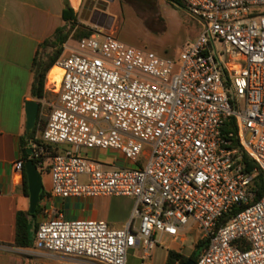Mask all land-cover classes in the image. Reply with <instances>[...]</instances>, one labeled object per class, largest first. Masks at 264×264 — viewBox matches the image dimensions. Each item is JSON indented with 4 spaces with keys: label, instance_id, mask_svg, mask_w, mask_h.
<instances>
[{
    "label": "built area",
    "instance_id": "1",
    "mask_svg": "<svg viewBox=\"0 0 264 264\" xmlns=\"http://www.w3.org/2000/svg\"><path fill=\"white\" fill-rule=\"evenodd\" d=\"M180 2L202 28L173 58L93 27L55 61L56 101L29 159L54 197L129 196L134 205L121 228L44 218L35 249L97 264H126L140 249L148 264L157 232L176 237L192 225L206 242L193 264H264V197L254 199L241 161L264 172V0ZM93 149L131 165L107 166L87 156Z\"/></svg>",
    "mask_w": 264,
    "mask_h": 264
},
{
    "label": "crops",
    "instance_id": "2",
    "mask_svg": "<svg viewBox=\"0 0 264 264\" xmlns=\"http://www.w3.org/2000/svg\"><path fill=\"white\" fill-rule=\"evenodd\" d=\"M85 1L68 0L76 19L75 27L83 25L91 31L93 27L111 31L115 23L114 16L105 9L98 17H89L83 10ZM106 1L108 6L113 0ZM63 2L64 0H0V264H63L58 255L35 249L34 244L32 247L15 245L16 217L19 212L28 211L29 203L23 188V171H15L13 166L17 160L22 159L20 143L26 133L25 102L38 101L41 114L42 99L31 94L33 60L39 45L63 25ZM76 41L70 34L61 45L59 57L68 55L76 47ZM44 89L50 91L46 83ZM51 93L56 99L54 93ZM109 151L112 150L93 149L85 153L107 166L131 165L128 160L110 158L107 155ZM46 174V182L42 177L45 192L41 202L46 213L44 218L62 216L65 219L99 220L111 228H121L131 221L134 205L132 197H54L50 193L49 175L47 172ZM44 218L40 216L39 222ZM132 222L136 226L138 219L135 218ZM185 229L180 230L176 237L160 233V238L170 243L164 247L162 264L165 263L168 250L180 251L184 241L180 232ZM197 240H200L199 234L194 237V244ZM156 241L158 246L159 242L157 239ZM129 251L137 253L141 264L140 249ZM152 257L153 255L151 260Z\"/></svg>",
    "mask_w": 264,
    "mask_h": 264
},
{
    "label": "rangeland",
    "instance_id": "3",
    "mask_svg": "<svg viewBox=\"0 0 264 264\" xmlns=\"http://www.w3.org/2000/svg\"><path fill=\"white\" fill-rule=\"evenodd\" d=\"M106 9L115 18L110 32L116 34L118 40L135 48L153 51L164 58L175 57L182 45L193 40L202 28L201 23L184 6L174 3L172 0H113L109 2ZM53 74V70H50L45 78L48 88L51 87L48 83L54 76ZM46 92V95L41 98L43 102L40 114L42 122L56 100L50 91L46 90ZM107 155L119 161L127 160L123 154L117 151H109ZM88 156L92 158L90 154ZM98 158L103 159V157ZM42 177L46 182V172L42 173ZM84 179L82 177L80 180ZM45 215L46 213L43 211L40 216L44 218ZM180 233L183 234L184 241L179 252L185 257H189L195 250L194 237L199 234V231L191 225ZM156 239L159 244L154 247L155 253L154 249L151 251L153 257L152 260L150 258L149 264H162L164 247L170 245L168 241L160 238L159 232L156 233ZM58 258L63 264H97L86 259L62 256H58ZM126 264H140L136 252L127 251Z\"/></svg>",
    "mask_w": 264,
    "mask_h": 264
},
{
    "label": "trees",
    "instance_id": "4",
    "mask_svg": "<svg viewBox=\"0 0 264 264\" xmlns=\"http://www.w3.org/2000/svg\"><path fill=\"white\" fill-rule=\"evenodd\" d=\"M174 3L184 6L180 0H172ZM63 25L58 27L54 33L47 39L43 41L38 47L36 55L33 60V83L31 88L32 96L40 99L46 95V90L44 89L46 74L49 69L54 65L55 61L59 57L62 51V43L66 41L68 36L71 34L73 38L79 39L83 36H89L92 31L83 25H77L76 19L73 14V10L70 8L68 0L63 2L62 11ZM45 122L41 121L40 109L38 110L34 126L21 138L20 148L22 159L26 161L29 159L30 154H28V142L34 137L36 131L43 127ZM234 129V120L229 118L223 131H228ZM244 170L253 174L251 189L254 193V199H260L264 197V172L257 169L255 164L248 159L246 155H242L241 159ZM35 162V161H33ZM23 171V188L26 195H28L27 180L26 175ZM45 196L44 189L40 191L39 203L36 206L34 213L19 212L16 217V236L15 245L19 247H32L34 244L35 233L39 224V217L44 211V205H42V199ZM206 246V242L203 240H197L195 243V250L191 253L189 257H185L182 253L176 252L174 250H168L167 257L164 264H184L188 259L195 260L198 253ZM197 251V253H195Z\"/></svg>",
    "mask_w": 264,
    "mask_h": 264
},
{
    "label": "water",
    "instance_id": "5",
    "mask_svg": "<svg viewBox=\"0 0 264 264\" xmlns=\"http://www.w3.org/2000/svg\"><path fill=\"white\" fill-rule=\"evenodd\" d=\"M86 0L84 5H83V10L87 12L89 17H93L94 12L96 10H100L99 12L103 13L105 11V5H107L106 0H91L92 2H95L91 6L87 5ZM101 2L103 6L99 7L96 5V3ZM92 23V22H91ZM39 110V102L35 100H28L25 102V116H26V121H25V131L29 132L33 126L34 122L37 116ZM28 154L31 153V149H28ZM23 169L24 173L26 175V180H27V188H28V212L29 213H34L37 204L39 203V194L40 191L43 188V183H42V175L41 172L37 169L35 163L31 159H27L24 161L23 164ZM192 259H188L184 264H193Z\"/></svg>",
    "mask_w": 264,
    "mask_h": 264
},
{
    "label": "bare ground",
    "instance_id": "6",
    "mask_svg": "<svg viewBox=\"0 0 264 264\" xmlns=\"http://www.w3.org/2000/svg\"><path fill=\"white\" fill-rule=\"evenodd\" d=\"M50 70H53V75L54 76H52V78H50V80H49V83L51 82V83H55V84H57L58 83V81H59V79H60V75H61V70H60V68L59 67H57L56 65H53L50 69H49V71ZM49 71H48V73H49ZM48 73H47V75H48ZM47 78V77H46ZM48 83V82H47ZM48 83V84H49Z\"/></svg>",
    "mask_w": 264,
    "mask_h": 264
},
{
    "label": "flooded vegetation",
    "instance_id": "7",
    "mask_svg": "<svg viewBox=\"0 0 264 264\" xmlns=\"http://www.w3.org/2000/svg\"><path fill=\"white\" fill-rule=\"evenodd\" d=\"M92 4H94V6H95V2H92L91 0L87 1L88 6H91ZM96 5L99 7L103 6V4L101 2L96 3ZM106 7H107V5H105V9H106ZM99 11L100 10H98V11L96 10V12H94L93 19L98 17L101 14V12H99Z\"/></svg>",
    "mask_w": 264,
    "mask_h": 264
}]
</instances>
